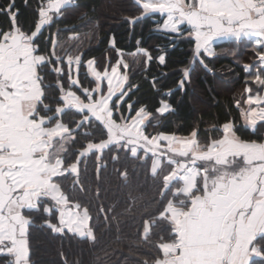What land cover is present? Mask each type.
<instances>
[{
  "label": "snow or ice",
  "instance_id": "1",
  "mask_svg": "<svg viewBox=\"0 0 264 264\" xmlns=\"http://www.w3.org/2000/svg\"><path fill=\"white\" fill-rule=\"evenodd\" d=\"M74 2L40 0L27 30L15 0L0 6L10 21L0 29V264H32L29 236L38 214L52 233L94 243L90 208L76 199L85 190L82 172L94 160L99 180L105 158L115 166L122 156L145 166L157 187L142 223L146 243L156 235L155 255L141 264H264V136L242 138L231 119L211 125L206 140L198 126L183 136L149 132L175 112L165 97L185 90L195 65L211 71L206 58L222 41L251 45L256 70H243L259 91L252 94L246 82L248 108L239 101L236 107L253 133L264 131V0H133L138 14L124 17L130 28L158 16L153 31L163 32L170 47L194 41L192 58L173 69L174 88L162 91L153 78L161 93L154 112L132 99L138 85L129 82L114 38L109 46L118 59L106 58L100 69L82 51L73 55L60 30L51 32ZM159 51L154 58L138 40L132 55L145 57V66H166L167 48ZM82 69L94 86L82 85ZM121 175L127 180L126 169ZM99 212L107 217L102 205Z\"/></svg>",
  "mask_w": 264,
  "mask_h": 264
},
{
  "label": "trees",
  "instance_id": "2",
  "mask_svg": "<svg viewBox=\"0 0 264 264\" xmlns=\"http://www.w3.org/2000/svg\"><path fill=\"white\" fill-rule=\"evenodd\" d=\"M8 2L0 0V6ZM39 3L40 0H15L19 10L18 21L24 29L34 26ZM136 14L133 0H75L62 16L56 18L51 32L60 30L59 41L69 46L73 55L82 51L84 59L94 58L100 69L105 66L106 58L112 64L118 59L115 49L109 46L114 38L116 47L123 50V58L129 64V82L138 85L132 99L147 104L154 112L159 106L161 93L153 87V78H156L157 87L162 91L174 88L179 76L173 69L185 66L192 58L194 41L186 38L178 41V47L172 48L163 32L153 31L160 20L158 16L146 18L134 29L130 28L124 17ZM9 26L8 17L0 14V29L7 30ZM44 34L49 35L48 32ZM73 35L75 39H71ZM138 40L154 58L162 54L159 49L167 48V65L160 66L153 60L145 66V57L132 55ZM214 50L216 55L206 58L211 71L195 65L191 82L185 90H176L170 97H165L175 112L167 119H161L158 127L149 128V132L163 131L183 136L198 126L200 138L206 140L213 133L211 125L231 119L242 138L262 136L261 131L253 133L244 127L241 109L236 107L237 101L242 107L244 87L246 82H250L243 65L249 64L256 69V63L249 61L255 58L252 57L255 54L251 45L246 41L239 44L235 41L220 42ZM162 72H167V77H162ZM85 73L86 69L80 72L82 85L94 86ZM49 79L52 80L51 77ZM105 159L108 160L107 168L101 171L99 180L95 161L89 160L87 171L82 172L81 177L85 190L76 194V199L90 208L93 217L90 226L94 229L95 242L72 234H54L43 226L42 216L38 214L29 236L32 264H64L65 259L67 264H141L145 258L151 262L157 238L154 234L146 243L142 238V223L152 211L151 205L158 199L156 184L148 169L137 161L122 156L120 163L113 166L108 157ZM125 169L127 180L121 175ZM97 190L99 199L96 198ZM101 205L107 212L106 218L104 213L99 212Z\"/></svg>",
  "mask_w": 264,
  "mask_h": 264
},
{
  "label": "rangeland",
  "instance_id": "3",
  "mask_svg": "<svg viewBox=\"0 0 264 264\" xmlns=\"http://www.w3.org/2000/svg\"><path fill=\"white\" fill-rule=\"evenodd\" d=\"M252 57H255V55H252ZM255 59V60H254ZM249 61H252L253 63L255 62H257V58L255 57V58H251ZM256 70V69H255ZM255 70L252 68V73H255ZM251 82V81H250ZM249 82V84H250V86L253 88V93L252 94H255L257 91H258V89H257V86L255 85V84H251ZM245 88V87H244ZM244 95H245V97H243L244 99L242 100L243 101V103H244V101L246 100V98H247V96L249 95L248 93H245L244 92ZM243 105V104H242Z\"/></svg>",
  "mask_w": 264,
  "mask_h": 264
},
{
  "label": "crops",
  "instance_id": "4",
  "mask_svg": "<svg viewBox=\"0 0 264 264\" xmlns=\"http://www.w3.org/2000/svg\"><path fill=\"white\" fill-rule=\"evenodd\" d=\"M222 42H228V41H222ZM246 42H247V41H246ZM219 43H220V42H219ZM216 44H218V43H216ZM216 44H214V46H215ZM121 71H122V70H121ZM89 78H90V77H89ZM90 79H91V78H90ZM261 94H264V92H261ZM241 108H242V109H247V108H248V105L244 102ZM241 121H242V124L244 125V127L247 128L248 130H250V129L248 128V126L245 124V121L243 120L242 116H241ZM257 128L260 129V125H259V124L257 125ZM250 131H251V130H250ZM251 132H252V131H251ZM260 134H261L262 136H264V131H261Z\"/></svg>",
  "mask_w": 264,
  "mask_h": 264
}]
</instances>
